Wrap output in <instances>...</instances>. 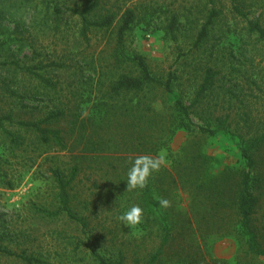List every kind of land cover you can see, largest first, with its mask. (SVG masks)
I'll return each mask as SVG.
<instances>
[{"label": "trees", "instance_id": "16d2710c", "mask_svg": "<svg viewBox=\"0 0 264 264\" xmlns=\"http://www.w3.org/2000/svg\"><path fill=\"white\" fill-rule=\"evenodd\" d=\"M44 1L46 9L55 16V28L73 20L78 39L85 45L91 43L93 35L106 34L114 35L115 44L106 59H99L98 67L94 60L89 63L98 74L93 81L97 92L95 111L89 116L73 103L71 92L56 100L43 98L62 92L61 81L52 74H68L72 67L66 60L35 66L16 60L0 62V71L19 72L38 81L41 88L35 92L21 83L2 82L0 128L6 124L18 128V133L5 130L11 146H34L41 156L70 154L63 166L51 169L58 202L54 209H41L43 217L64 222L69 230L78 228L75 248L82 251L88 246L92 264H264V108L256 111L241 101L244 108L234 112L232 102H238L242 92L238 85L220 88L222 93L217 94L223 98L222 105L208 102L221 76L220 69L208 64L201 68L200 84L189 102L180 96L167 102L165 95L175 92L176 75L170 73L166 79L155 76L145 57L128 54L124 46L126 34L133 26L148 15H155V6L148 0H69L70 4L65 0ZM230 1L234 14L245 22L248 34L264 46L262 14L250 17L253 8L259 4L264 7V0ZM13 2L0 3V18L16 13L33 0H21L20 5ZM193 6L195 11L190 13L195 19L190 23H198L201 28L191 45L192 51L203 48L224 20L221 0H202ZM183 18L188 20L190 15L173 11L167 17L163 29L174 42L180 39ZM262 84L264 77L253 80L259 92H263ZM13 98L45 101L47 105L38 117L34 113L27 117L30 113L8 104L11 100L13 105ZM227 104L230 106L226 109ZM180 129L207 137L221 136L236 143L241 165L226 166L214 174L203 145L188 139L174 158L172 169L161 167L152 173L146 188L126 192L127 173L132 167L129 158L141 154L156 156ZM84 179L95 184L92 189H80ZM177 189L190 195L188 212L179 210L171 200ZM161 197L171 202L169 208L160 207ZM134 205L143 209L139 226L144 234L139 238L129 236L125 224L116 217L117 212ZM82 236L91 245H86ZM213 236L234 237L242 250L233 261L214 259L206 243ZM10 246L0 239V258L49 264L36 252L18 253Z\"/></svg>", "mask_w": 264, "mask_h": 264}, {"label": "rangeland", "instance_id": "374dc122", "mask_svg": "<svg viewBox=\"0 0 264 264\" xmlns=\"http://www.w3.org/2000/svg\"><path fill=\"white\" fill-rule=\"evenodd\" d=\"M201 1L148 0V3L155 6V15H148L126 34L125 50L132 56L145 57L152 73L157 77L166 79L170 73L176 75L174 94L165 95V100L169 103L177 96L189 102L200 84L201 68L208 64L221 71L212 96L207 98L208 102L212 105H222L223 98L217 94L222 93L220 88L228 89L232 85H238L242 92L240 100L232 102L234 112L244 108L241 101L250 104L256 111L261 110L264 108V85L262 84L263 92H259L253 85V80L259 81L260 77H264V46L255 36L248 34L243 19L232 11L231 1L221 0L224 20L214 29L203 48L192 51L191 45L201 27H197L198 23H190L195 19L190 12H194L193 5H198ZM2 2L3 0L0 1ZM13 3L20 5L22 2L14 0ZM64 3L70 4V1L65 0ZM46 5L44 0H33L29 5L24 4L16 13H9L0 18V62L16 60L22 65L35 66L66 60L72 70L68 74L61 71L52 74L55 75L56 81H61L62 92L51 98H43L56 100L71 92L74 94L73 103H77L83 114L89 116L95 111L97 92L93 81L98 77L89 63L94 60L98 67L99 59H106L110 55L115 44L114 35H93L91 43L87 46L78 39L75 21H65L60 29L55 28V16L52 15V10L46 9ZM173 11L190 15L188 20L183 18L178 42L167 38L163 29L167 24V17ZM252 12L250 17L262 14L264 20V7L261 4L253 8ZM12 81L13 85L21 83L35 92L41 90L38 81L33 78L23 77L13 70L0 71V91L4 87L2 82ZM70 84H73L72 88L68 87ZM12 101L13 105L11 100L8 104L17 110L22 109L21 111L30 113L27 117L32 113L38 117L41 108L47 105L45 101L33 99L13 98ZM228 106L230 104H227L226 109ZM195 122L201 124L197 119ZM5 130L18 133V128L8 124L5 128H0L1 241L10 244L18 253L24 250H27L28 254L36 252L49 264H92L88 246L82 251L75 248L74 235H78V228L71 227L69 230L64 222H53L44 218L41 211L56 207L58 190L51 178V169L57 165L63 166L69 160L70 154L58 152L41 156L34 146L14 149ZM27 138L30 143L28 136ZM188 139L203 145L204 153L210 158V170L214 174L220 173L226 166L241 165L236 143L221 136L207 137L199 132L190 134L180 129L171 142L158 153L165 158L163 167L172 169L174 158L180 155ZM52 157L55 158L46 160ZM10 184L14 187L10 188ZM94 185L84 179V183H80V189L85 187V190H90ZM171 200L179 210H190V195L186 190H175ZM128 210L120 214L117 212L116 217ZM125 228L129 236L139 238L144 234L140 226L130 229L125 225ZM85 237L82 236L86 245H91ZM206 243L210 257L219 260L233 261L236 254L242 250L240 241L234 237L213 236ZM0 264L24 263L18 259L4 257L0 258Z\"/></svg>", "mask_w": 264, "mask_h": 264}, {"label": "clouds", "instance_id": "9594fccd", "mask_svg": "<svg viewBox=\"0 0 264 264\" xmlns=\"http://www.w3.org/2000/svg\"><path fill=\"white\" fill-rule=\"evenodd\" d=\"M129 159L132 161V167L127 173L126 192L146 188L152 173L160 171L161 167L165 166V158L162 154L156 156L141 154ZM158 203L165 209L171 206V202L163 197L158 200ZM117 219L130 229H135L142 223L143 209L134 205Z\"/></svg>", "mask_w": 264, "mask_h": 264}]
</instances>
